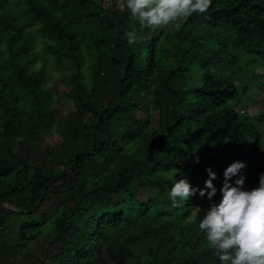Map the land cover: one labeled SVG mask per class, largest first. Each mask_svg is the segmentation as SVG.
Segmentation results:
<instances>
[{
  "label": "trees",
  "instance_id": "obj_1",
  "mask_svg": "<svg viewBox=\"0 0 264 264\" xmlns=\"http://www.w3.org/2000/svg\"><path fill=\"white\" fill-rule=\"evenodd\" d=\"M105 1L26 0L20 12L0 0V218L20 219L16 232L0 237V264L51 221L41 213L50 197L59 205L54 247L48 259L22 264H220L199 221L169 219L202 210L209 198L197 191L167 207L173 180L160 173L186 174L203 188L211 167L219 189L226 167L241 160L239 174L259 181L264 137L236 110L235 79L242 54L264 65V0H212L205 13L154 29L142 27L121 0ZM129 29L138 34L134 43L123 35ZM39 42L60 70L67 62L74 71L62 92L73 103L65 116L46 68L36 69ZM194 68L201 78L191 86ZM55 134L60 142L45 148L40 140ZM121 139L136 149L126 152ZM211 146L216 153L199 162L188 152ZM96 207L101 214L89 215ZM141 244L148 247L144 263L134 253Z\"/></svg>",
  "mask_w": 264,
  "mask_h": 264
},
{
  "label": "clouds",
  "instance_id": "obj_2",
  "mask_svg": "<svg viewBox=\"0 0 264 264\" xmlns=\"http://www.w3.org/2000/svg\"><path fill=\"white\" fill-rule=\"evenodd\" d=\"M211 4L212 0H126L131 16L142 27L153 29L192 13H205ZM123 35L129 43L139 38L132 29ZM245 166L246 162L241 160L229 164L219 189L214 183L217 172L211 167L203 188L194 187L186 175L172 177L168 195L173 206L186 202L197 191L210 200L218 191L222 193L219 201L213 202L199 219V228L206 233L208 245L215 250L220 264H264V172L259 176L257 187L246 188V176L239 174ZM233 176H236L235 182L231 179Z\"/></svg>",
  "mask_w": 264,
  "mask_h": 264
},
{
  "label": "rangeland",
  "instance_id": "obj_3",
  "mask_svg": "<svg viewBox=\"0 0 264 264\" xmlns=\"http://www.w3.org/2000/svg\"><path fill=\"white\" fill-rule=\"evenodd\" d=\"M14 5L18 8L20 12H24L27 10L28 5L26 3V0H12ZM108 2L110 0L105 1V7H107ZM121 7L126 8V0H121ZM184 22L183 17L178 19L176 21V24H181ZM39 54V60L36 65V69L40 68H46V72L48 75V86L54 88L57 94V100L58 103L56 102L57 108L62 112V116H65L67 112H70L73 110V103L71 100L66 98L62 92H66L70 90V83L71 79L74 76V71L70 67V65L67 64V68L60 70L53 58L49 55H46L43 51V46L41 42H39L37 49H36ZM240 65L243 68L241 74L236 77L235 79V84L238 86L240 93H241V102L236 105V110L239 113H244L249 115L255 122L258 123L259 129L261 133L263 134L264 137V65L262 62H259L255 60V58H251L247 56L246 54L241 55L240 59ZM220 75L222 76H229L230 72L227 69H219L218 71ZM187 80L188 84L193 86V85H198V82H200V74L198 72L197 68H194L191 70L189 74H187ZM92 80L89 78L88 84L89 88L92 86ZM150 99H153L152 96H150ZM152 119V123L155 129H158V124H159V112L155 111L152 116H150ZM91 116H88L86 119L87 123L91 122ZM147 119H149L147 113H143L139 115V122L145 124ZM40 142L43 144L45 148H50L51 146H54L55 144H58L60 142V138L58 135H47L45 136L44 139L40 140ZM124 150L126 152H132L136 149V145L132 141H123L122 139L120 140ZM18 148V147H17ZM217 147H208L204 149H189L188 152L190 156L197 161V156L199 157V161L205 159L208 156H212L216 153ZM39 160H42L41 157L38 158ZM46 161V160H45ZM46 163V162H44ZM45 167V165H44ZM160 175L163 177L165 180H171L172 177L175 174L171 173H160ZM177 178H181L182 176L186 174H176ZM187 176V175H186ZM259 185V181L257 179H254L252 177H248L246 179V183L244 187L246 188H253L257 187ZM169 201L167 203V207H171L172 201L170 200L171 198L168 196ZM213 202H218V201H211V200H206L204 204L202 205V210L200 211H194L193 214L190 216L186 215L184 212H179L176 214H173L169 219L174 220L175 222H180V221H185L186 223H191L193 221H199L200 218H203V216L206 213V210L212 205ZM181 202L180 204H182ZM4 207L15 210L12 206L10 207L9 205H5ZM59 207L58 205V200L54 197L48 198V203L46 204L45 207H43L41 213H45L48 216H51L50 222L42 229V233L36 238L35 241L31 242L28 246L25 248L22 247L20 249V252H18L16 247H12L10 259L7 260V264H22L23 262H32L35 263L36 261L42 260V259H48L49 253L51 252L52 248L54 245H51L52 239L55 237V226L53 223V217L52 214L57 208ZM97 213L96 215L99 216L101 214V211L99 210L98 207L93 208L91 210V213L89 215H92L94 213ZM5 212H2L1 214V221H3L2 217H6ZM168 219V220H169ZM20 219L16 218L12 219L10 216L7 221H3V224L0 225V237L4 232H7L9 235L10 231L16 232V228H18ZM7 229V230H6ZM15 240L17 239L14 237ZM21 242V241H20ZM17 243L19 246L22 243ZM166 243V241H165ZM16 244V246H18ZM18 246V247H19ZM148 247L144 244H141L135 251L134 253L139 256L140 262H145L147 260V255H148ZM215 251V250H214ZM106 264H114L110 259L106 260ZM142 264V263H140Z\"/></svg>",
  "mask_w": 264,
  "mask_h": 264
},
{
  "label": "water",
  "instance_id": "obj_4",
  "mask_svg": "<svg viewBox=\"0 0 264 264\" xmlns=\"http://www.w3.org/2000/svg\"><path fill=\"white\" fill-rule=\"evenodd\" d=\"M118 37H119V34L117 35V39H118Z\"/></svg>",
  "mask_w": 264,
  "mask_h": 264
}]
</instances>
